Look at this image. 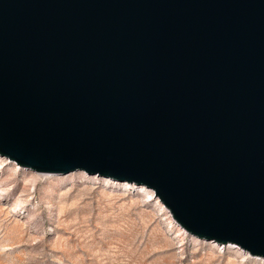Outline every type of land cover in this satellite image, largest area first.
I'll return each mask as SVG.
<instances>
[{"label":"water","instance_id":"water-1","mask_svg":"<svg viewBox=\"0 0 264 264\" xmlns=\"http://www.w3.org/2000/svg\"><path fill=\"white\" fill-rule=\"evenodd\" d=\"M0 157L264 260V0H0Z\"/></svg>","mask_w":264,"mask_h":264},{"label":"rangeland","instance_id":"rangeland-1","mask_svg":"<svg viewBox=\"0 0 264 264\" xmlns=\"http://www.w3.org/2000/svg\"><path fill=\"white\" fill-rule=\"evenodd\" d=\"M0 157V264H264L191 237L151 190Z\"/></svg>","mask_w":264,"mask_h":264},{"label":"bare ground","instance_id":"bare-ground-1","mask_svg":"<svg viewBox=\"0 0 264 264\" xmlns=\"http://www.w3.org/2000/svg\"><path fill=\"white\" fill-rule=\"evenodd\" d=\"M17 167V166H16ZM20 169H22V168H20ZM29 171V170H28ZM33 172V171H32ZM36 173V172H35ZM40 174V173H39ZM122 185H128L127 183H122ZM133 186V185H132ZM135 186V185H134ZM136 188H141V187H138V186H135ZM157 198V197H156ZM176 225L177 226H179L177 223H176ZM180 227V226H179ZM181 228V227H180ZM182 229V228H181ZM182 230H184V229H182ZM185 231V230H184ZM186 232V231H185ZM187 233V232H186ZM188 234V233H187ZM189 235V234H188ZM191 236V235H190ZM191 237H193V236H191ZM195 238V237H194ZM214 243V242H213ZM219 246H221V245H219ZM227 246V245H226ZM233 246V245H232Z\"/></svg>","mask_w":264,"mask_h":264}]
</instances>
